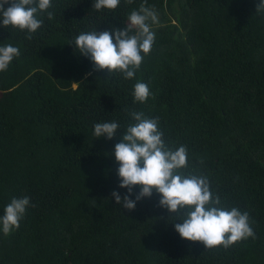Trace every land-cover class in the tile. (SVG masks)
<instances>
[{
  "label": "trees",
  "instance_id": "16d2710c",
  "mask_svg": "<svg viewBox=\"0 0 264 264\" xmlns=\"http://www.w3.org/2000/svg\"><path fill=\"white\" fill-rule=\"evenodd\" d=\"M259 0H53L31 40L0 26L21 55L0 72V216L30 197L20 228L0 231V264H264V13ZM141 4L159 23L134 79L93 71L72 45L81 32L126 27ZM134 34V31H133ZM91 73V75H89ZM149 86L146 103L133 86ZM131 112L159 117L169 146H187L189 171L207 175L228 207L247 211L256 238L206 250L182 239L160 194L123 209L115 145ZM117 122L112 140L94 124ZM136 192H139L137 186ZM135 199L133 195L131 197ZM182 223V221H175Z\"/></svg>",
  "mask_w": 264,
  "mask_h": 264
},
{
  "label": "clouds",
  "instance_id": "9594fccd",
  "mask_svg": "<svg viewBox=\"0 0 264 264\" xmlns=\"http://www.w3.org/2000/svg\"><path fill=\"white\" fill-rule=\"evenodd\" d=\"M120 3L121 0H94L93 9L115 10ZM54 7L53 0H0V26L25 32L26 39L31 40L43 26L45 13L49 20L54 18L50 10ZM256 13H264V0L257 3ZM127 20L123 29H94L74 38L72 45L92 61L93 71L108 70L109 76L120 74L126 80L135 78L145 56L153 49L156 36L152 26L159 23V17L154 6L141 4L138 10L131 11ZM20 55V49L12 44L0 46V72H6ZM132 95L134 102L146 103L152 93L146 83L138 81ZM130 115L135 123L127 125L114 151L119 165V187L127 189L123 196L118 191L112 192L116 204L134 211L138 201L152 197L154 192L160 194L159 206L167 209L181 238L202 242L206 250L221 245L228 249L248 238H256L250 214L238 207H228L213 192L207 175L188 170L187 146H169L159 127V117L149 118L143 112ZM119 129L115 121L96 123L94 136L112 140ZM133 195L135 199L131 198ZM30 206L35 207L28 196L12 198L0 216V231L7 236L18 230Z\"/></svg>",
  "mask_w": 264,
  "mask_h": 264
}]
</instances>
